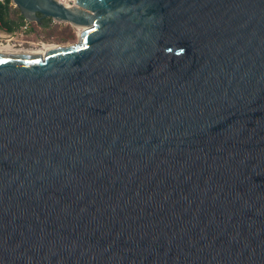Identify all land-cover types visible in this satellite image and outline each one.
Segmentation results:
<instances>
[{
  "label": "water",
  "instance_id": "obj_1",
  "mask_svg": "<svg viewBox=\"0 0 264 264\" xmlns=\"http://www.w3.org/2000/svg\"><path fill=\"white\" fill-rule=\"evenodd\" d=\"M11 2L0 264H264V0Z\"/></svg>",
  "mask_w": 264,
  "mask_h": 264
},
{
  "label": "trees",
  "instance_id": "obj_2",
  "mask_svg": "<svg viewBox=\"0 0 264 264\" xmlns=\"http://www.w3.org/2000/svg\"><path fill=\"white\" fill-rule=\"evenodd\" d=\"M10 0H6L4 4H0V22L5 30L11 32L14 31L22 17L19 15L18 10H11L9 6ZM18 15V16H17ZM33 30L39 35L44 34L46 37L49 36H63L68 33L70 27L64 26L59 27L57 24H54L50 19L41 20L39 26L35 25Z\"/></svg>",
  "mask_w": 264,
  "mask_h": 264
},
{
  "label": "built area",
  "instance_id": "obj_3",
  "mask_svg": "<svg viewBox=\"0 0 264 264\" xmlns=\"http://www.w3.org/2000/svg\"><path fill=\"white\" fill-rule=\"evenodd\" d=\"M56 2L66 3V4H73L74 0H55ZM6 0H0V4H4ZM9 6H13L11 0L9 2ZM31 24L25 20H22L20 25L17 27V29L11 33V34H2L0 35V47H8V48H16L17 46H20V43H14L13 37L18 39V42H20L22 39H26L28 37H31L33 35V30L31 28ZM42 44L40 48H42ZM17 47V48H18ZM36 49V48H35Z\"/></svg>",
  "mask_w": 264,
  "mask_h": 264
},
{
  "label": "rangeland",
  "instance_id": "obj_4",
  "mask_svg": "<svg viewBox=\"0 0 264 264\" xmlns=\"http://www.w3.org/2000/svg\"><path fill=\"white\" fill-rule=\"evenodd\" d=\"M57 24V26L59 27H64L67 26L68 24H63V23H54ZM70 27V30L68 31L67 34L63 35V36H49L46 37L44 34H39L38 38L35 40V50H40L42 48H44L45 46H50V45H54V46H67L70 44H73L76 42L79 31L74 28L71 27L70 25H68ZM36 33V32H35ZM41 44L43 45L42 48H40Z\"/></svg>",
  "mask_w": 264,
  "mask_h": 264
},
{
  "label": "flooded vegetation",
  "instance_id": "obj_5",
  "mask_svg": "<svg viewBox=\"0 0 264 264\" xmlns=\"http://www.w3.org/2000/svg\"><path fill=\"white\" fill-rule=\"evenodd\" d=\"M18 16V15H17ZM35 24H31V28L33 30ZM14 31H7L4 29V27L2 26V23L0 22V33L2 34H11L13 33ZM0 34V35H2ZM38 34L35 33V31L33 30V35L31 37H28L26 39H22L20 42H18V39L13 37V42L14 43H20V46L17 48H8V47H0V51H6L8 50L7 52H38L39 50H35V40L38 38ZM40 37V36H39ZM5 49V50H4ZM17 50V51H16Z\"/></svg>",
  "mask_w": 264,
  "mask_h": 264
},
{
  "label": "bare ground",
  "instance_id": "obj_6",
  "mask_svg": "<svg viewBox=\"0 0 264 264\" xmlns=\"http://www.w3.org/2000/svg\"><path fill=\"white\" fill-rule=\"evenodd\" d=\"M59 47H63V46H54V45H50V46H45L44 48L40 49L38 52L41 53V56L44 55V53L48 52V51H51V50H54L56 48H59ZM5 50V49H4ZM2 51V50H1ZM8 51V50H6ZM17 51V50H16ZM27 52V51H26Z\"/></svg>",
  "mask_w": 264,
  "mask_h": 264
},
{
  "label": "crops",
  "instance_id": "obj_7",
  "mask_svg": "<svg viewBox=\"0 0 264 264\" xmlns=\"http://www.w3.org/2000/svg\"><path fill=\"white\" fill-rule=\"evenodd\" d=\"M10 8H11L12 11L15 10V8L12 7V6H10ZM22 20H23V19L20 20V23L22 22ZM20 23H19V25H20ZM19 25H18V26H19ZM16 29H17V28H16ZM16 29H15V30H16ZM15 30H14V31H15ZM0 34H2V33H0Z\"/></svg>",
  "mask_w": 264,
  "mask_h": 264
}]
</instances>
